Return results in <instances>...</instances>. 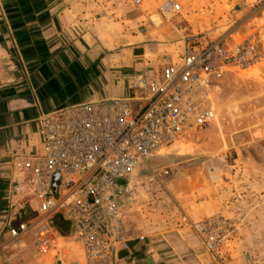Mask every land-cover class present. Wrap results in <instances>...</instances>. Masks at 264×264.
Masks as SVG:
<instances>
[{
  "label": "crops",
  "instance_id": "0c3cea01",
  "mask_svg": "<svg viewBox=\"0 0 264 264\" xmlns=\"http://www.w3.org/2000/svg\"><path fill=\"white\" fill-rule=\"evenodd\" d=\"M124 8L118 0H0V264H86L81 246L66 230L45 256L28 237H12L11 228L37 208L33 199L16 194L14 181L19 160L44 154V115L131 98L136 91L142 96L135 84L141 76L147 83L160 79L162 59L182 55L180 31L148 24L141 32L139 23L125 29L130 20ZM148 16L142 20L149 21ZM233 168L231 176L213 173L225 180L223 185L204 177L203 167L196 172L198 181L195 174L182 173L173 184L180 212L155 217L135 207L125 220L130 250L119 254L120 264H214L179 219L182 214L193 221L243 218L247 233V190L264 191V172L252 178L247 164ZM241 250H246L244 241H233L227 264H247Z\"/></svg>",
  "mask_w": 264,
  "mask_h": 264
},
{
  "label": "built area",
  "instance_id": "2783aa9c",
  "mask_svg": "<svg viewBox=\"0 0 264 264\" xmlns=\"http://www.w3.org/2000/svg\"><path fill=\"white\" fill-rule=\"evenodd\" d=\"M162 11L168 15L181 8L169 1ZM263 60L254 40L231 46L189 37L180 62L169 59L160 79L136 86L142 96L71 105L44 115V154L19 160L20 176L14 181L16 194L33 199L37 208L11 228L12 237H33L38 253L47 255L71 226L86 264H120L119 254L130 250L125 218L135 202L129 186L133 173L216 119L207 104L214 79ZM226 224L211 219L190 226L202 233ZM221 242L206 246L214 251Z\"/></svg>",
  "mask_w": 264,
  "mask_h": 264
},
{
  "label": "rangeland",
  "instance_id": "374dc122",
  "mask_svg": "<svg viewBox=\"0 0 264 264\" xmlns=\"http://www.w3.org/2000/svg\"><path fill=\"white\" fill-rule=\"evenodd\" d=\"M118 1L125 7L124 17L130 20L124 23L125 29L131 30V26L135 28L139 23L141 32L148 24L157 29L169 27L178 30L185 42L184 50L189 37L206 38L231 46L254 40L264 54V0H141L139 5L129 0ZM169 1L179 5L181 11H170L165 15L162 7ZM142 15H149V21L146 18L142 20ZM132 17L138 22H131ZM183 53L178 58L165 56L161 69L166 67L169 59L180 62ZM141 80L148 82L145 76H141L135 84L138 85ZM212 85L211 99L207 104L215 111L216 119L199 131L188 133L133 173L129 186L135 202L127 217L135 207L155 217L164 211L180 212L173 198V186L176 181L179 182L182 173H188L190 178L203 167L204 177L223 185L225 180L220 177L218 181L213 173L220 170L225 172L223 175L231 176L236 164H247L248 177L253 178L256 173L264 172V60L244 71L233 68L214 79ZM140 95L141 92L136 91L135 96ZM196 179L198 181V176ZM257 188L255 192L247 190V233L243 232V218L215 215L193 221L186 214L180 216L179 224L194 235L214 264H227L229 246L239 240L244 241L246 250L241 252L247 255V264H264V191ZM33 206L36 204L33 203ZM211 219L226 221L227 224L202 233L190 226L191 222L202 223ZM28 238L29 242L34 243L33 237ZM218 238L222 242L211 251L206 242ZM59 241L64 245V239Z\"/></svg>",
  "mask_w": 264,
  "mask_h": 264
},
{
  "label": "water",
  "instance_id": "95a60500",
  "mask_svg": "<svg viewBox=\"0 0 264 264\" xmlns=\"http://www.w3.org/2000/svg\"><path fill=\"white\" fill-rule=\"evenodd\" d=\"M58 179H59V178L56 177L55 182H54V191H55V192H57V184H56V181H58ZM59 217H60V219L62 220L61 216H59ZM55 226H56L57 228H59V223H58L57 221H56V225H55ZM66 233L69 234V235L72 234V233H71V226H70L68 229H66Z\"/></svg>",
  "mask_w": 264,
  "mask_h": 264
}]
</instances>
